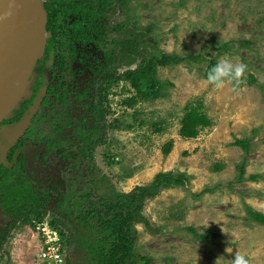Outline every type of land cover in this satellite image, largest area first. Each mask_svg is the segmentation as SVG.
Listing matches in <instances>:
<instances>
[{
  "label": "rangeland",
  "instance_id": "374dc122",
  "mask_svg": "<svg viewBox=\"0 0 264 264\" xmlns=\"http://www.w3.org/2000/svg\"><path fill=\"white\" fill-rule=\"evenodd\" d=\"M111 1L110 24L125 27L115 36L118 40L126 38L129 30L139 34L150 29L148 38L156 42L157 52L201 54L217 62L229 58L247 66L237 92L232 91L233 84L221 89L207 84L206 62L158 68L163 95L134 108L123 104L134 95L129 83L121 79L105 83L107 123L134 127L107 130L108 144L97 147L92 172L103 180L100 191L128 194L148 186L163 172L187 178L184 186L164 188L144 201L141 215L148 225H135L137 257L147 259L146 264H215L221 256L231 259L242 254L249 264H264V225L248 215V209L264 215V0ZM217 43L227 44L228 51L218 56ZM136 67H120L115 78ZM197 103L211 126L195 139H183L179 128L184 108ZM140 121L145 124L140 126ZM246 139L248 154L234 145ZM170 141L171 152L165 155L163 149ZM243 162L244 180L239 183L238 166ZM216 165L220 170L214 169ZM41 173L50 175L48 170L36 174ZM84 190L67 185L60 198L48 200L46 214L61 227L66 196H79ZM57 204H63L59 211ZM63 231L69 241L72 233L64 227ZM206 232L212 236L209 242L197 240L196 234ZM41 241V233L32 225H18L0 251V264H41ZM61 243L66 258L70 257L76 245Z\"/></svg>",
  "mask_w": 264,
  "mask_h": 264
},
{
  "label": "trees",
  "instance_id": "16d2710c",
  "mask_svg": "<svg viewBox=\"0 0 264 264\" xmlns=\"http://www.w3.org/2000/svg\"><path fill=\"white\" fill-rule=\"evenodd\" d=\"M116 1L120 4L125 3V0ZM112 2L111 0H48L43 3L47 14L45 52L31 76L26 95L22 97L11 115L0 122L1 124L10 120H21L33 109L47 111V118L51 117L48 123H50L52 131L46 129L44 134L42 133V137H45L44 143L48 153H54L59 157L65 153V150L58 148L60 145L58 139L67 130L72 132L75 137L79 135V140L85 148L89 145L108 144L105 141L107 130H115L117 127L121 131L133 129V123L115 122L114 125L107 123L106 118L110 109L106 107V94L102 95L103 89L102 92L98 91L92 100V105L89 102L91 98L83 92V89H80L78 83L69 84L68 79L71 81L70 59L76 53L79 44L85 46L88 43L97 42L99 66L96 69L97 72L103 70L101 77L103 81L116 82L121 79L129 83L134 90V95L123 101V104L128 108H134L140 102L156 100L163 95L164 84L162 86L157 79L158 68L191 62H206L207 66L204 71L206 79L207 73L217 63L216 59L207 60L201 54L179 56L157 52L156 42L148 38L151 36L150 29L139 34L134 30H129V35L126 38L122 40L115 38L125 32V27L110 24ZM214 49L219 56L221 53L227 52L229 48L227 44L217 43V47ZM135 64H137L135 69L124 72L119 76V79L115 78L121 66L129 67ZM64 82L70 86L67 87L63 84ZM105 90L107 91V89ZM82 92L83 94H81ZM67 108H76L81 112L83 110L91 111L95 119L94 125L86 126L85 116H82L83 118L78 115L71 116L74 111L67 112ZM201 109L200 103L194 106L187 105L184 108L179 128L181 138L195 139L203 129L211 126V121ZM42 111L38 114L41 122L47 120L42 117ZM134 116L133 121H138ZM33 117L37 118V111ZM61 122L63 127L59 126ZM138 124L143 126L145 122L140 121ZM1 138L4 140V137ZM4 141L6 142V140ZM68 141L71 142L69 139ZM234 145L241 146L248 154L250 148L248 139L237 140ZM172 146L173 142H168L163 149L165 155L171 152ZM63 159L64 161L72 159L75 162V156L68 155ZM69 161L65 165V169L75 167L76 163L70 164ZM109 162L111 165L115 164L114 160ZM244 167V162L238 166L237 182L239 183L244 180ZM220 168V165L214 167L216 171ZM59 171L57 178L64 185L85 189L78 196L80 199L75 202L71 200L72 196H66V208L63 211L64 215H61L64 216V221H61L62 226L72 233L69 241H66L67 237L62 241L66 245L69 243L76 245L71 256L66 258L67 264H146L147 259L138 258L135 252L137 235L135 225L138 223L148 225L141 215L143 203L146 199L156 196L160 190L173 186H184L187 181L184 175L163 172L159 173L148 186L136 187L128 194L115 193L113 190L107 193L100 191L103 180L99 181L93 172H88V175L80 173L79 176L74 175L71 177V181L64 179L63 172L65 171ZM49 184L51 185V183ZM91 185L94 191L90 189ZM37 206L41 207L42 204H39L30 194H25L22 202L17 207L15 206L16 208L12 212L13 217L8 218L0 229V251L9 237V233L15 230L19 223L25 224L28 214L34 213ZM57 206L58 209L59 207L63 208V204ZM41 214L45 215L46 212L43 210ZM248 215L251 220L264 225V215L253 212L251 209H248ZM57 222L58 220H54L53 225L57 230H61L62 237H64L63 227H60ZM196 238L200 242H209L212 236L206 232L202 235L196 234Z\"/></svg>",
  "mask_w": 264,
  "mask_h": 264
},
{
  "label": "flooded vegetation",
  "instance_id": "af4514ba",
  "mask_svg": "<svg viewBox=\"0 0 264 264\" xmlns=\"http://www.w3.org/2000/svg\"><path fill=\"white\" fill-rule=\"evenodd\" d=\"M97 58V42H91L86 44L85 46L79 44L78 48H76V53L70 59L69 75L71 77V81L67 76H65V78L68 79L69 84L72 85V83L74 82L76 84L78 83V85L81 87L80 89H83V92L87 93L88 97L91 98V101L89 102L92 105V100L97 95L98 91L102 92L104 85H106L105 83L108 82H105L103 81V79H101L103 70L97 72L96 67L98 68L99 66ZM63 84L67 87L70 86L66 82H64ZM105 88L106 87H104V90ZM83 92L81 94H83ZM102 95H104V91L102 92ZM42 110L43 109L39 110L38 108L33 109L31 110L30 114L23 116V119L29 117V125L22 133V135L13 142H9L3 136V134L6 130L13 129L23 119L10 120L8 122H3L2 124L0 123V229L3 226L2 224L8 218L13 217L12 212L18 206V204L22 202L25 194H30L31 196L33 195V199H36L39 204H42L41 207L37 206V210H35L34 213L28 214L27 219L33 218V216L40 217L41 215H43L41 214V212L48 209V200L57 197L60 198V195L62 193H65L64 189L65 191L67 189V184L64 185L57 178L60 173L59 170L65 171L63 172L65 180L69 179L72 181L71 177H73L74 175H88V172H92L88 170H92L94 168L92 167V161L95 151H97V147L99 145H89V147L83 148V144L79 140V135L75 137L69 130L62 133L58 139L60 143V145H58V148L65 150V153L60 157L55 156L54 153H48L47 147L45 148L44 143L45 137H42V133L44 134V131L46 129L52 131V127L50 126V123H48L51 117L47 118L48 112ZM69 110L74 111L71 116L75 117V115H78L81 116V118H83L82 116H85L86 126L91 127L94 125L95 119L93 118V114L91 113V111H84L82 109L83 112H81L76 108H67V112ZM36 111L37 118L33 117ZM41 111V115L43 118L47 119L46 121L41 122V119L38 116ZM59 126L63 127L62 122L59 124ZM1 137H4V140H6V142ZM41 138L43 139L41 140ZM68 139L71 140V142H67ZM68 155H71V157L75 156V162L72 159H70V161H64L63 158ZM68 161L70 164L76 163L75 167L65 169V165L68 163ZM84 164H86V167L80 170V168L84 166ZM14 169L15 172H13ZM42 170H44L45 172L46 170H48L50 174L49 177H46L42 173L41 176H38ZM35 176L37 177V179L39 178V182L35 180ZM8 177L12 178L10 180L11 183L7 182L6 179ZM49 183H51V185ZM60 187L64 188L60 189ZM90 189L94 191L92 185ZM72 197L73 198L71 200L73 202H75L77 199H80V197L78 196ZM57 205L55 209L57 211L61 210L60 207L58 210Z\"/></svg>",
  "mask_w": 264,
  "mask_h": 264
},
{
  "label": "water",
  "instance_id": "95a60500",
  "mask_svg": "<svg viewBox=\"0 0 264 264\" xmlns=\"http://www.w3.org/2000/svg\"><path fill=\"white\" fill-rule=\"evenodd\" d=\"M47 14L41 0H0V122L26 95L31 76L46 48ZM29 117L3 136L13 142Z\"/></svg>",
  "mask_w": 264,
  "mask_h": 264
},
{
  "label": "clouds",
  "instance_id": "9594fccd",
  "mask_svg": "<svg viewBox=\"0 0 264 264\" xmlns=\"http://www.w3.org/2000/svg\"><path fill=\"white\" fill-rule=\"evenodd\" d=\"M42 1V0H41ZM42 3H44L42 1ZM247 70V66L243 63H233L229 58H224L217 62L211 70L207 73L206 83L212 85L216 89H221L225 86L226 83L233 84L232 91L237 92L240 84L242 83V78ZM54 219L48 215H41L40 217L33 216V218L27 219L25 225H32L33 230H36V227L41 228L44 223L49 224L54 230L58 232L63 240L66 236L62 237L61 230H57L54 227ZM19 223L18 225H20ZM23 225V224H21ZM63 255L66 262V252L63 249ZM215 264H249V260L242 254H236L231 259H227L224 256L217 258Z\"/></svg>",
  "mask_w": 264,
  "mask_h": 264
},
{
  "label": "built area",
  "instance_id": "2783aa9c",
  "mask_svg": "<svg viewBox=\"0 0 264 264\" xmlns=\"http://www.w3.org/2000/svg\"><path fill=\"white\" fill-rule=\"evenodd\" d=\"M37 232L41 233V264H65L63 255V245L61 236L49 224L44 223L41 228L36 227Z\"/></svg>",
  "mask_w": 264,
  "mask_h": 264
}]
</instances>
